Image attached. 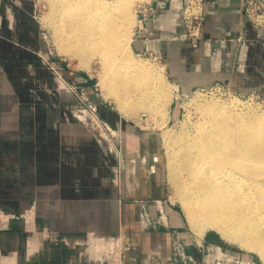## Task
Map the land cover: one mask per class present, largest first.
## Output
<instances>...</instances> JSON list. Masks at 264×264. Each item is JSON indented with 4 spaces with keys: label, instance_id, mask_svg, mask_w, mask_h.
I'll list each match as a JSON object with an SVG mask.
<instances>
[{
    "label": "crops",
    "instance_id": "0c3cea01",
    "mask_svg": "<svg viewBox=\"0 0 264 264\" xmlns=\"http://www.w3.org/2000/svg\"><path fill=\"white\" fill-rule=\"evenodd\" d=\"M18 1L0 0V264H41L61 236L122 232L134 253L167 252L177 232L186 234L174 207L163 206L168 188L156 136L123 124L117 189L115 156L73 115L72 96L55 92L41 60L35 0ZM245 1L207 0L203 39L193 48L178 39L182 15L174 0L147 24L145 37L134 36V52L162 53L173 81L187 91L215 82L246 92L264 89V26L255 27L243 14ZM246 28L251 41L236 51L232 39ZM73 79L92 85L87 76ZM99 107L103 118L120 121ZM157 201L175 223L172 230L158 224ZM205 242L217 244L212 236ZM200 247L191 254L202 262Z\"/></svg>",
    "mask_w": 264,
    "mask_h": 264
},
{
    "label": "bare ground",
    "instance_id": "6f19581e",
    "mask_svg": "<svg viewBox=\"0 0 264 264\" xmlns=\"http://www.w3.org/2000/svg\"><path fill=\"white\" fill-rule=\"evenodd\" d=\"M133 1L56 0L47 15L57 27L62 51L87 61L95 55L106 62L121 60L123 70L112 77V85L124 109L141 103L139 98L151 93L153 79H162L148 62L126 55ZM157 95L167 97L164 89ZM199 113L193 133L165 136L177 194L198 231L215 229L264 258V111L235 101H208Z\"/></svg>",
    "mask_w": 264,
    "mask_h": 264
},
{
    "label": "rangeland",
    "instance_id": "374dc122",
    "mask_svg": "<svg viewBox=\"0 0 264 264\" xmlns=\"http://www.w3.org/2000/svg\"><path fill=\"white\" fill-rule=\"evenodd\" d=\"M55 1L56 0H35L34 14L41 25L39 35L43 47L41 49V60L53 77L55 92L58 94L65 93L67 95L69 93V96H72L71 108L74 116L78 108H85L86 106H81V102L78 100L76 93H70L66 88L68 84L77 86L80 92H84L88 95L90 100L98 106L102 104L108 110L119 114L120 121L116 124H112L109 120L105 119L115 130H118L117 138H115V141L110 143L109 146L108 143L104 141L106 151L114 155L117 160V165L113 167V184L117 189H120L122 177L120 161H122L121 153L124 152L123 124L128 123L137 128L139 132H148L156 136L161 146L162 162L168 188L167 202H164L163 206L168 204L174 207L180 224L182 225L181 228L186 236L182 237V235L177 232V235L169 240L167 252L163 253L154 250L153 253L149 252L147 254L142 252L134 253L135 250L129 248L130 244L126 243L125 238L122 236V232L107 238L91 235L77 238L61 236L56 239L55 244L51 246L53 252H45L46 257L41 260V264H191L190 261L181 256L180 252H183V250L188 256H193L199 264H217L218 262H222V264H264V258L258 252L248 250L238 243L224 239L215 229L207 228L201 233L194 228L184 209L183 202L177 194L175 184L170 177L171 170L169 168V158L171 157V148L168 147L169 145L166 141L167 137H165L169 133H193L195 125L201 120L199 113L200 106L208 101H217L226 104L235 101L236 103L243 104V106L264 111V89H252L246 92L235 89L222 82H215L205 87H194L192 91H187L182 87H178L173 81L170 73L166 70L165 59L162 63H158L148 55H140V53L134 52L133 38L135 36L134 33L137 24L136 8L140 2L146 1L135 0L132 3L131 9L133 17L131 25V47L128 48L129 50L127 49L126 55L139 61L148 62L151 68H154L153 70L157 69V71L161 72L162 79H153L151 87L150 85L148 86L152 91L144 100L139 98V102L141 103L136 104L135 102V104H132L128 109H124L114 97L112 85V77L123 70L121 60H118V63L113 61L106 62L100 58V56L95 55L90 59L88 58L87 61L77 55L62 51L55 34L57 27L55 24H52V19H49L47 16L51 15L50 11H52V4ZM17 2L20 4L18 0ZM62 19L66 21L65 17H61L59 20L62 21ZM246 30L247 28L235 39H232L234 40L233 42L236 43V51L248 46L251 41L247 35L248 30ZM178 39L180 41L189 42L193 48H197L203 39V32L197 47L192 44V38H190L188 30L186 29H183ZM117 54L122 55L121 53ZM238 67L244 70L242 64H239ZM31 72L34 75L35 68L32 67V64ZM77 75L83 79H85L86 76L89 77L92 85L90 87H85L82 83L73 79L74 76ZM63 82L64 84H62ZM144 87L146 88V86ZM158 89H164L167 97H165V95H163V97L157 95ZM130 98L134 99L133 96ZM136 100H138V98H136ZM167 131L169 132L167 133ZM96 138L97 140L102 139L99 136ZM99 142H101V140H99ZM160 203L161 202L158 201L155 202L159 210L156 219L158 224L170 229L175 223H173L168 216L165 219V212L161 209ZM170 230H172V228ZM209 236L215 237L217 240V244L210 245V249L207 248L208 244L205 242V239H208ZM178 239L180 240L181 250L177 248ZM199 245L201 246L200 248L203 249L202 262L191 254L193 247ZM228 258L231 259L230 262L228 261L229 263L225 262Z\"/></svg>",
    "mask_w": 264,
    "mask_h": 264
},
{
    "label": "built area",
    "instance_id": "2783aa9c",
    "mask_svg": "<svg viewBox=\"0 0 264 264\" xmlns=\"http://www.w3.org/2000/svg\"><path fill=\"white\" fill-rule=\"evenodd\" d=\"M173 1L174 0H146L140 2L136 8L137 24L134 35L141 38L145 37L148 31L147 24L153 20L154 16L159 11L168 8ZM206 2L207 0H177L182 15L181 27L182 29L188 30L189 36L193 41L192 44L195 47L198 46L199 40L202 37L206 19ZM242 10L244 15L255 27L259 28L264 26V0H246L243 4ZM141 54L150 56L158 63H162V61H164L162 53L151 50L150 48H148L145 52L140 53V55ZM66 86L70 93H76L78 100L81 102V106H86L85 108L77 109L75 112L76 118L82 121L94 134V136L102 138H98L101 140V143H104L105 141V143H108V146L110 143H113L115 138L118 136V130H115L114 127L102 117L99 106L93 103L84 92H80L77 86H74L73 84H68ZM164 217L165 219L167 218L165 215ZM179 242L180 240L178 239L177 248L181 250ZM207 248L210 249V246ZM180 253L181 256L190 261L191 264H199L193 256H188L184 250ZM230 260L231 259L228 258L225 262H230ZM217 264H222V262H218Z\"/></svg>",
    "mask_w": 264,
    "mask_h": 264
}]
</instances>
